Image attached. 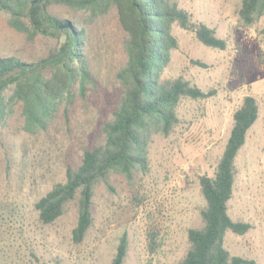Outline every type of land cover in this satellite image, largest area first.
Listing matches in <instances>:
<instances>
[{"label":"rangeland","instance_id":"1","mask_svg":"<svg viewBox=\"0 0 264 264\" xmlns=\"http://www.w3.org/2000/svg\"><path fill=\"white\" fill-rule=\"evenodd\" d=\"M178 2L193 19L213 27L226 47L205 46L175 24L178 46L161 76L182 75L215 93L182 98L177 123L168 134L150 135L144 165H137L131 176L113 167L96 181L92 224L83 241L74 243L76 198L51 224L39 221L35 203L66 180L67 163L78 166L84 147L101 140L102 126L113 118L121 99L116 72L126 60L124 32L114 9L90 21L85 53L92 80L85 95L80 96L75 83L72 102L60 103L45 131L29 134L22 129L20 103L0 124V264H110L123 233L128 239L124 264H175L188 248V228L202 224L205 201L199 176L213 175L233 113L248 94L258 103V117L235 159L228 212L251 228L244 234L226 232L224 245L231 254L264 264V14L243 25L238 18L241 0ZM50 11L62 18L87 19L86 11L64 5H51ZM55 43L41 35L27 40L0 13V55L36 61ZM191 58L207 66L193 64Z\"/></svg>","mask_w":264,"mask_h":264},{"label":"trees","instance_id":"2","mask_svg":"<svg viewBox=\"0 0 264 264\" xmlns=\"http://www.w3.org/2000/svg\"><path fill=\"white\" fill-rule=\"evenodd\" d=\"M86 11V18L67 19L50 11L51 5ZM114 9L124 32V64L116 72L122 95L113 118L101 129V140L83 149L81 162L66 164V180L55 183L35 203L38 219L53 223L70 200L76 198L77 219L72 241L81 243L90 228L92 196L96 181L113 167L126 176L144 165L147 139L154 132L168 134L178 121L177 106L184 97L206 98L215 93L191 83L182 75L163 78L162 68L177 48L173 25L190 32L208 47L224 49L226 40L213 27L195 20L178 0H0L6 24L32 41L38 35L56 43L36 61L16 55H0V124L20 103L22 129L35 134L45 131L60 103L73 100L72 86L78 83L84 96L92 72L85 53L90 21ZM264 14V0H241L238 18L243 25ZM202 67L207 63L191 58ZM7 91H10L7 94ZM258 117V103L248 94L233 113V122L213 175L201 174L199 184L205 204L201 226L187 230L188 248L175 264H256L252 258L231 254L224 245L226 232L244 234L247 221L235 220L228 212L235 181V159ZM151 243L155 236L149 233ZM128 239L122 234L110 264H124Z\"/></svg>","mask_w":264,"mask_h":264}]
</instances>
